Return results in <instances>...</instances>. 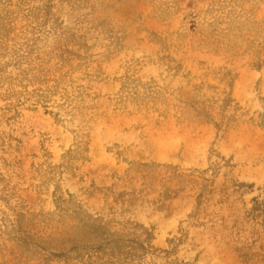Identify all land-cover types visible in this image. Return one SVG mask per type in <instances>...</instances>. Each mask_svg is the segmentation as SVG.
Segmentation results:
<instances>
[{
  "label": "rangeland",
  "instance_id": "rangeland-1",
  "mask_svg": "<svg viewBox=\"0 0 264 264\" xmlns=\"http://www.w3.org/2000/svg\"><path fill=\"white\" fill-rule=\"evenodd\" d=\"M0 264H264V0H0Z\"/></svg>",
  "mask_w": 264,
  "mask_h": 264
}]
</instances>
